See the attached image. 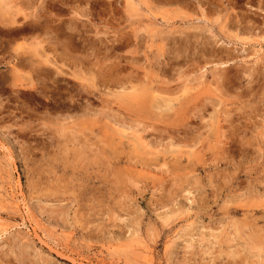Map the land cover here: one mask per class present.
<instances>
[{"label":"rangeland","instance_id":"1","mask_svg":"<svg viewBox=\"0 0 264 264\" xmlns=\"http://www.w3.org/2000/svg\"><path fill=\"white\" fill-rule=\"evenodd\" d=\"M0 1V264H264V0Z\"/></svg>","mask_w":264,"mask_h":264},{"label":"bare ground","instance_id":"2","mask_svg":"<svg viewBox=\"0 0 264 264\" xmlns=\"http://www.w3.org/2000/svg\"><path fill=\"white\" fill-rule=\"evenodd\" d=\"M51 1V0H50ZM1 2V1H0ZM61 2H63L62 0H61ZM197 2V1H196ZM43 3V2H42ZM49 4V3H48ZM44 5V4H43ZM57 6V5H56ZM198 6H199V4H198ZM37 9V8H36ZM49 9V8H48ZM59 11H61V10H59L58 9V12ZM75 12V11H74ZM204 11H200L199 12V18L201 19V18H203V19H206V17H205V15H204V13H203ZM77 13V12H76ZM79 13V12H78ZM40 16V15H39ZM62 16V15H61ZM72 16H70V18H71ZM81 17V16H80ZM210 17H212V16H210ZM27 18V17H26ZM36 18V17H35ZM83 18V17H82ZM215 19V21H217V19L216 18H214ZM42 20V19H41ZM207 20V19H206ZM15 21V20H14ZM28 21V20H27ZM199 21V20H198ZM16 22V21H15ZM29 22V21H28ZM67 22V21H66ZM20 23V22H19ZM39 22L37 21V20H34V21H32L31 23H27L23 28H22V33H24V34H26V36H28V35H36L37 34V32L38 33H40V34H46L47 35V40L48 41H53V42H55V41H57L58 42V40H59V44H61V45H63L64 46V43H62V39L63 40H68V38L70 39V35L71 34H79V30L76 28V26L74 25V24H71L70 22H68V23H66L63 27H62V25H59V26H55V27H52V28H49V27H45V25H40V24H38ZM21 25H22V23H20ZM19 24V25H20ZM48 24V23H47ZM51 24V23H50ZM58 24H59V21H58ZM62 24V23H61ZM222 24V23H221ZM20 25V26H21ZM53 25V24H52ZM201 25V24H200ZM17 26V25H16ZM19 26V27H20ZM13 27V26H12ZM81 27V29L83 28V26L81 25L80 26ZM223 27H224V24H223ZM16 28V27H15ZM18 28V27H17ZM86 29V28H85ZM84 29V30H85ZM247 29V28H246ZM8 31V30H7ZM12 31V30H11ZM232 32V31H231ZM230 32V33H231ZM9 33H10V31H9ZM210 33V32H209ZM247 33V32H246ZM5 34V33H4ZM16 34H18V33H16ZM15 34V35H16ZM21 34V33H20ZM28 34V35H27ZM235 34V35H234ZM11 35V34H10ZM23 35V34H22ZM45 35V36H46ZM80 35V34H79ZM212 35V34H211ZM210 35V36H211ZM232 35H233V37L234 38H238V36L236 35V33H232ZM247 35H249L250 36V34H247ZM13 36V35H12ZM11 36V37H12ZM148 36V35H147ZM14 37V36H13ZM22 37V36H21ZM34 37V36H33ZM40 37V36H39ZM251 37V36H250ZM16 38V37H15ZM19 37H17V39H18ZM25 38V37H24ZM20 39H22V38H20ZM240 39H241V37H240ZM244 39H246L245 37H244ZM76 40V39H75ZM80 40V39H79ZM70 41V40H69ZM193 43V42H192ZM214 43V42H213ZM53 44V43H52ZM66 44V43H65ZM69 44H71V43H69ZM101 44V43H100ZM73 45V44H72ZM185 45H186V43H185ZM51 47V46H50ZM172 47V46H171ZM188 47H189V45H188ZM31 48V47H30ZM33 48L34 49H37L38 47H37V44H35V46H33ZM57 48V47H56ZM68 48V47H67ZM250 48V47H249ZM93 49V48H92ZM195 49V48H194ZM55 50V49H54ZM65 50V49H64ZM39 51V50H38ZM49 51H50V49H49ZM169 51V50H168ZM260 51V50H259ZM37 52V51H36ZM52 52H53V50H52ZM52 52H50V53H52ZM55 52V51H54ZM170 52V51H169ZM168 52V53H169ZM183 52H185V51H183ZM193 52V51H192ZM38 53V52H37ZM48 54V53H47ZM58 54V53H57ZM166 54H167V52H166ZM175 54V53H174ZM60 55V54H59ZM181 55V54H180ZM190 55V54H189ZM35 56L37 57V58H39L43 63H49V64H52V63H54V62H52V61H50V60H48L47 59V57H46V55H44V53L42 52V53H40V54H35ZM165 56V55H164ZM173 56V55H172ZM184 56V55H183ZM186 56V55H185ZM188 56V55H187ZM216 56V55H215ZM54 57V56H53ZM174 57V56H173ZM23 58H25V57H23ZM27 58V57H26ZM216 58H218V57H216ZM22 59V58H21ZM30 59V58H29ZM32 59H34V58H32ZM171 59V58H170ZM215 59V58H214ZM225 59V58H224ZM16 60V59H15ZM130 60V59H129ZM228 60V59H227ZM227 60L225 59V60H223L221 57H219L218 58V61L215 63V64H224V63H226L227 62ZM25 61H27L26 59H25ZM34 61V60H33ZM170 63H172L171 62V60H168ZM15 62V61H14ZM17 62V61H16ZM23 62V61H22ZM35 62V61H34ZM163 62V61H162ZM162 62H159V61H156V66L157 67H159L160 66V64L162 65ZM27 63V62H26ZM30 63V62H29ZM179 63V62H178ZM211 63H214V62H211ZM28 64V63H27ZM33 64V63H32ZM35 64V63H34ZM70 64H72V62L70 63ZM169 64V63H168ZM167 63L166 64H164V66H167L168 65ZM186 64V62L185 63H183V64H171V66L167 69V71H163V74H164V79H163V81L161 82V83H159L160 85H156V91L160 94V95H163V96H167V97H169L171 94H174V93H178V91H182V94L184 93V92H186L187 91V86L184 84V83H181L180 85H178V86H171V85H169L170 83H172V81H170V80H172L173 78H174V75L175 76H178V70L177 69H179V68H181L182 66H184ZM55 64H53L52 66H54ZM63 65V64H62ZM76 65V64H75ZM18 66V65H17ZM17 66H16V68H17ZM23 66H25V64L23 65ZM29 66V65H28ZM154 66V65H153ZM26 67V66H25ZM31 67H33L34 68V66H31ZM36 67H38L37 65H36ZM62 67V66H61ZM168 67V66H167ZM166 67V68H167ZM54 68V67H53ZM56 68V67H55ZM57 68H59V67H57ZM149 68V67H148ZM35 69V68H34ZM33 69V70H34ZM41 68H39V70H40ZM43 69V68H42ZM41 69V70H42ZM165 69V68H164ZM19 70V69H18ZM30 70H31V68H30ZM48 70H50V69H48ZM59 70H61V69H59ZM14 71V70H13ZM34 71H36V69L34 70ZM33 71V72H34ZM45 71V70H44ZM223 71V70H222ZM222 71H220V72H222ZM31 72V71H30ZM41 72V71H40ZM48 72V71H47ZM61 72V71H60ZM197 72V71H196ZM225 72V71H224ZM264 72V71H263ZM35 73V72H34ZM37 73V72H36ZM157 73V72H156ZM218 73V72H217ZM223 73V72H222ZM49 74V73H48ZM62 74V73H61ZM63 74H64V72H63ZM161 74V73H160ZM159 74V75H160ZM38 75V74H37ZM50 75V74H49ZM54 75V74H53ZM53 75H52V77H53ZM145 75V74H144ZM264 75V74H263ZM46 76V75H45ZM218 76L219 77H221L223 80H221V82H224L225 80V78H224V76L222 77L221 76V74H219L218 73ZM41 78H42V75L40 76ZM39 77V78H40ZM47 77V76H46ZM46 77H43V78H46ZM197 77H199V76H197ZM218 77V78H219ZM264 77V76H263ZM38 78V79H39ZM40 78V79H41ZM172 78V79H171ZM199 79H200V77H199ZM256 79V78H255ZM45 80V79H44ZM150 80V79H149ZM186 80V79H185ZM191 81V80H190ZM190 81L188 80V81H186L187 82V84H188V82H189V85H193L192 83H190ZM250 81V80H249ZM103 83H105V82H103ZM154 83H155V81H154ZM157 83V82H156ZM122 84V83H121ZM132 84V83H131ZM88 85V84H87ZM89 85H90V83H89ZM118 85V84H117ZM125 85H126V83H125ZM119 86V85H118ZM121 86H123V85H121ZM92 87V86H91ZM91 87H89V88H91ZM125 87V86H124ZM189 87V86H188ZM192 87V86H191ZM190 87V88H191ZM194 87V86H193ZM120 88V87H119ZM122 88V87H121ZM189 88V89H190ZM104 89V88H103ZM125 89V88H124ZM123 89V90H124ZM129 89V88H128ZM131 89V92H129V93H123V92H121V94H123V95H120L121 96V98H122V101H124V103H125V101L126 100H128V105H129V107H135L133 110H136V113L138 114V113H141L143 110L145 111H147V112H150V113H153V111H149L150 110V108H152V107H154V105L152 104L153 103V101H152V97L153 96H150L148 93H147V90L146 89H144V90H142V88L139 86H137L136 85V87L134 88V87H131L130 88ZM148 89V88H147ZM188 89V90H189ZM249 89V88H248ZM105 90V89H104ZM153 90V89H152ZM126 91V90H125ZM151 91V90H150ZM247 91V90H246ZM119 92V91H118ZM114 93V92H113ZM156 93V92H155ZM218 93H219V91H218ZM181 94V95H182ZM244 94H247V93H244ZM176 95V94H175ZM235 95V94H234ZM251 95V94H250ZM113 96V95H112ZM195 96V95H194ZM244 96V95H243ZM253 96V95H252ZM114 97V96H113ZM157 97H159V96H157ZM167 97H160V100H161V104H169V103H171L172 101H173V99H169V98H167ZM197 97V96H196ZM237 97V96H236ZM240 97H241V95H240ZM117 98V97H116ZM250 98V97H249ZM119 99V98H118ZM186 101H187V99H186ZM195 101V100H194ZM193 101V102H194ZM186 104V103H185ZM127 105V104H126ZM206 105V104H205ZM184 106V105H183ZM187 107V106H186ZM194 107V106H193ZM159 109H160V107H158ZM179 108H181L180 106H179ZM129 109V108H128ZM140 110V112H137V111H139ZM142 110V111H141ZM202 110V109H201ZM162 110H160V112H161ZM174 111V110H173ZM195 111V110H194ZM180 112H181V110H180ZM204 112V111H203ZM233 112V111H232ZM144 113V112H143ZM162 113V112H161ZM175 113V112H174ZM177 113H179V111L177 112ZM182 113V112H181ZM201 113V112H200ZM199 114V113H198ZM144 115H145V113H144ZM162 115V114H161ZM166 115V114H165ZM192 115V114H191ZM140 117L141 115L140 114H138L137 115V117ZM138 117V118H139ZM128 119V118H127ZM228 119V118H227ZM132 122V121H131ZM222 121H220V123H221ZM115 123H117V122H115ZM224 123H225V121H224ZM223 123V124H224ZM228 123V122H227ZM132 124H133V122H132ZM135 124V123H134ZM125 125V124H124ZM139 125V124H138ZM123 126V125H122ZM141 126V125H140ZM215 126H216V124H215ZM222 126V125H221ZM220 126V127H221ZM146 127H148V125L146 126ZM227 127V126H226ZM155 128H156V126H155ZM157 128H158V126H157ZM185 128V127H184ZM228 128V127H227ZM230 128V127H229ZM82 129V128H81ZM197 129V128H196ZM149 130H151V129H149ZM200 130V129H199ZM198 130V131H199ZM223 130V129H222ZM145 131V130H144ZM153 131V130H152ZM193 131V130H192ZM224 131H226L225 129H224ZM223 131V132H224ZM228 131V130H227ZM264 131V130H263ZM218 132V131H217ZM201 133V132H200ZM199 134V133H198ZM264 134V133H263ZM200 135V134H199ZM218 135V134H217ZM262 135V134H261ZM223 136V135H222ZM260 136V135H259ZM263 136V135H262ZM195 137V136H194ZM185 138V137H184ZM264 138V137H263ZM195 139V138H194ZM223 139V138H222ZM261 139V138H260ZM155 140V139H154ZM159 140H160V138H159ZM136 141H137V139H136ZM178 141V140H177ZM140 142V141H139ZM192 142V141H191ZM138 143V142H137ZM258 146V145H257ZM262 146V145H261ZM135 152H137V151H135ZM183 155V154H182ZM181 183V182H180ZM174 187V186H173ZM172 188V187H171ZM173 194V193H172ZM175 194V193H174ZM190 194V193H189ZM250 210V209H249ZM247 212V211H246ZM249 212H252V213H255L254 212V209H251V211H249ZM261 213V212H260ZM261 214H263V213H261ZM263 217H264V215H263ZM236 232V231H235ZM253 239V238H252ZM251 239V240H252ZM262 239V238H261ZM264 239V238H263ZM258 240H256V238H255V243L257 242ZM249 242H250V239H249ZM252 242V244H253V249H257L260 245H262L261 243H259L260 241H258V243H256L255 245H254V241H251ZM264 242V241H263ZM251 244V243H250ZM251 244V245H252ZM223 246V245H222ZM224 247V246H223ZM248 247V246H247ZM227 249V248H226ZM259 249V248H258ZM261 249V248H260ZM242 251V250H241ZM262 252V251H261ZM237 255L239 254L240 255V253H236ZM236 254H235V252L232 254L231 253V255H235L236 256Z\"/></svg>","mask_w":264,"mask_h":264}]
</instances>
